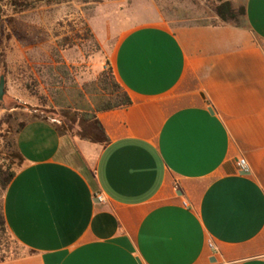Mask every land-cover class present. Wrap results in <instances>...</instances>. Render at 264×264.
I'll list each match as a JSON object with an SVG mask.
<instances>
[{"label": "crops", "instance_id": "0c3cea01", "mask_svg": "<svg viewBox=\"0 0 264 264\" xmlns=\"http://www.w3.org/2000/svg\"><path fill=\"white\" fill-rule=\"evenodd\" d=\"M230 2L242 25L122 35L109 64L131 104L97 113L95 154L24 122L2 214L29 256L0 264H264V0Z\"/></svg>", "mask_w": 264, "mask_h": 264}, {"label": "rangeland", "instance_id": "374dc122", "mask_svg": "<svg viewBox=\"0 0 264 264\" xmlns=\"http://www.w3.org/2000/svg\"><path fill=\"white\" fill-rule=\"evenodd\" d=\"M25 1L30 6L20 9L0 0V77L5 79L0 172L5 174L22 166L14 154L15 132L31 117L58 122L63 131L93 144L92 155L104 144L96 115L117 97L109 59L129 29L158 21L172 28L219 22L216 0ZM230 23L242 25L243 15ZM27 256L0 225V263Z\"/></svg>", "mask_w": 264, "mask_h": 264}, {"label": "trees", "instance_id": "16d2710c", "mask_svg": "<svg viewBox=\"0 0 264 264\" xmlns=\"http://www.w3.org/2000/svg\"><path fill=\"white\" fill-rule=\"evenodd\" d=\"M9 2L11 5H14L20 9H23V8L30 6V3L28 1H25V0H9ZM215 13L219 19V22H230L232 20H235L238 14L244 15V8L240 7L239 9L236 10L232 6L230 0H223L215 6ZM110 76L112 77L111 72H110ZM112 82H113V87L115 88V93L117 94V97H116V99L109 102L106 106L100 108L98 110V112L120 109V108L127 107L131 104V100H130L129 96L114 81L113 77H112ZM96 123H97L96 127H97L99 133L104 138V143L107 142L106 138L104 137L103 130H102L101 126L99 125V123L97 121H96ZM24 125H25L24 122L19 124L18 129L15 132L16 135L24 127ZM13 146L15 147L14 154H15L16 158H18L20 165H22L23 164V158L17 150L16 142L13 144ZM15 174H16L15 172H9L7 174H5L4 172H0V190H2V191L6 190L7 186L9 185L11 180L14 178ZM0 225L3 227H6L5 222H4V218H3V214H2V208H0Z\"/></svg>", "mask_w": 264, "mask_h": 264}, {"label": "built area", "instance_id": "2783aa9c", "mask_svg": "<svg viewBox=\"0 0 264 264\" xmlns=\"http://www.w3.org/2000/svg\"><path fill=\"white\" fill-rule=\"evenodd\" d=\"M237 170L240 173H247L248 172V166H247V164H246V162H245L244 159H239L237 161ZM98 200H101V197H98ZM208 248L211 251H214L215 250V248H214V246H213L212 243H208Z\"/></svg>", "mask_w": 264, "mask_h": 264}, {"label": "water", "instance_id": "95a60500", "mask_svg": "<svg viewBox=\"0 0 264 264\" xmlns=\"http://www.w3.org/2000/svg\"><path fill=\"white\" fill-rule=\"evenodd\" d=\"M217 2H221L223 0H216ZM4 86H5V79L3 76L0 77V101L2 100V97L5 93L4 91ZM243 174H246V173H243Z\"/></svg>", "mask_w": 264, "mask_h": 264}]
</instances>
